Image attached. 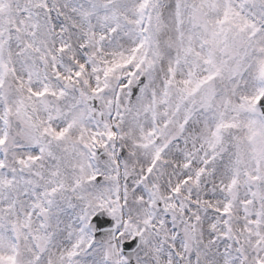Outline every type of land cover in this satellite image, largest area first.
Listing matches in <instances>:
<instances>
[{"label": "snow or ice", "instance_id": "obj_1", "mask_svg": "<svg viewBox=\"0 0 264 264\" xmlns=\"http://www.w3.org/2000/svg\"><path fill=\"white\" fill-rule=\"evenodd\" d=\"M0 264H264V0H0Z\"/></svg>", "mask_w": 264, "mask_h": 264}]
</instances>
